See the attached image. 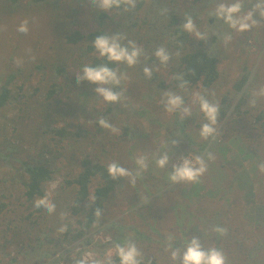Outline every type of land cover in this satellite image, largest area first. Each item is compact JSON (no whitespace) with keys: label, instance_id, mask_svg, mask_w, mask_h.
<instances>
[{"label":"trees","instance_id":"obj_1","mask_svg":"<svg viewBox=\"0 0 264 264\" xmlns=\"http://www.w3.org/2000/svg\"><path fill=\"white\" fill-rule=\"evenodd\" d=\"M214 1L136 0L134 9L129 8L127 11L124 8L113 9L109 14L92 5L90 0H0V20H12L17 29L29 14L41 16L45 14L47 24H45L42 38L48 43V48L39 46L40 39H38L34 43L35 48L33 49L37 52H57V58L54 59V62L45 60L46 58L43 57L46 56V53H44L43 57H36L38 60L24 64V59L33 57L25 54L21 49L20 51L16 49L19 47H15L9 58V63L12 59L18 68L11 71V67L7 72L0 71V119L4 115L6 116L5 110L11 104L10 101L17 103L18 110L16 115L8 119L9 125H0V264H75L77 259H81V255L87 247L99 246L106 250L109 245L123 243L131 239L132 236L128 234L129 231L133 234L138 233V237L142 236L146 241L156 242L151 233L144 232L134 224L125 225L121 218L109 216L108 208L110 205L116 204L113 196L122 188L123 191L127 190L125 184L128 178L113 180L107 172L108 165L100 162V158L96 156L85 154L79 164L80 171L78 174L75 171L66 173L63 168L61 169L56 164V160L60 163L64 157L75 160L79 149L76 146H84L89 142L104 147L102 149L114 157L112 161L126 169L130 168L133 174L138 172L132 171L133 166L136 167L132 162L130 166L127 164V161L130 160L129 154H132L126 148H129V145L136 141V138L131 136L133 132L136 134V128L134 129L130 121H122L123 119L117 118L120 116L118 114L120 104L133 97L132 89L129 92L127 86L130 83H138V81L151 83L159 80L155 68L160 64V61L154 53L157 48L164 47L170 54L169 62L175 61L176 58V64L173 67L174 77L170 86L179 91H187L192 87L201 85V90L206 91L204 97L215 92L214 87L222 77L219 62L222 57L225 58L224 55H227L225 36L231 35L232 37L234 29L216 17V8L213 6L217 7L221 0ZM143 10L146 14L140 17L139 13ZM183 13L198 20L205 14L209 28L208 41L202 39L196 42L194 38L189 37L187 31L182 28V25L186 23L184 19L186 15L181 17ZM87 19H92L96 27L84 34L81 29H78V26L86 27ZM12 28L9 26V31L4 32L6 44L1 50L4 53H7V42H13L11 35L14 34L15 36ZM142 30L146 32L144 37H140ZM100 32L121 33L125 37L122 43L127 44L131 40L138 47L145 40L140 62L129 67L125 63H109L106 58L99 57L91 42ZM222 36H224V55L221 54L219 57L218 44ZM261 50L263 51V49ZM76 55L78 56L75 57ZM69 60L72 61L71 64H74L73 76L68 71L67 63ZM100 64H107L110 68L126 74V79L115 89L122 93L121 99L117 104L104 103L101 110L94 108L91 112L82 113L80 111L84 107L82 97L95 94L93 89L96 86L88 82L78 85L75 80V73L86 65L97 66ZM145 66L152 69L153 78H145L143 74ZM258 69L256 65H253L252 68L245 66L242 74L233 84L234 90L227 92L221 98L218 104L219 113L215 123L212 124V127L220 129V135H222V141L218 144L208 140L198 142L194 138L195 128L210 123L205 116L204 121L198 124L196 112L187 118L180 116L166 118L163 115L165 118L164 126L161 124L162 121L159 122L162 128L159 133L163 135L166 133V145L171 148L172 146L173 148L182 146L181 149H176L179 152L173 154L170 151L169 155L173 154L174 158H178L179 155L190 157L191 152H196L204 157L207 167L212 173L216 174L215 171L217 172L218 179L224 177L225 163H237L240 166L239 158L229 161L226 143L223 141L225 137L224 126L233 122V119L237 117L235 116L236 113L242 114L239 110L241 105L247 107L248 113H251L253 106L250 102L252 99H257L254 91L259 78L258 73L256 74ZM185 81L187 84L181 87L180 85L184 84ZM134 87L137 92L133 93L136 95L138 90L140 92V86L134 85ZM167 88L168 86L165 85L164 81H160L156 85L152 82L148 95H153L152 92L155 90H157L156 95L160 94ZM95 97L99 99L98 96ZM207 99L209 100V97ZM209 102L212 103V101ZM101 117L116 129H120V133L111 135L110 129L102 128L98 123ZM80 118H84L85 121L81 122ZM60 119L65 123L64 126L58 125ZM248 119L249 124L241 123L240 127L236 125L232 128L240 129L243 136L251 139L254 136L252 131L258 130L254 124L257 125L260 122L261 129L264 130V111H261L256 117L251 115ZM151 121L156 122L157 120L152 116ZM90 124L95 128L94 131H92ZM219 137H214L213 141L217 142ZM67 140L72 144L70 154L64 148L62 153L57 155L50 149V146H61L62 141ZM108 145L109 147H107ZM164 151L165 149L162 150V152ZM124 152L126 153L123 154ZM162 152L160 153L163 154ZM251 152L253 151H248L247 155ZM121 154L123 155L121 156ZM220 155L222 158L224 157V164L219 163L222 162ZM172 168L171 162L164 168H154L152 163L149 172L150 174L154 173L150 179L151 189L162 187V191L166 195L164 189L167 182L172 190H176L180 183L171 181L168 183ZM256 170L257 166L253 168V172ZM159 171L164 174L162 179L155 176ZM147 173L140 172L135 182L137 184L131 183L130 186L131 192L137 196H140V190L147 191L146 197L143 196L142 199L138 200L135 207V211L140 214L141 211L154 212L153 209L147 208L148 203H141L149 194V188L144 184L147 180ZM58 177L62 178L61 184L55 195L50 197L56 205V211L49 215L45 209L35 208L34 202L45 196V184ZM254 177L256 174L252 179ZM246 178L248 182L252 183L249 175ZM214 179L217 180L216 177ZM95 183L97 185L94 187ZM160 184L162 185L160 186ZM206 188L207 186L199 184V181L194 182L192 189L195 192L192 198L199 203L198 195ZM60 199L66 200L67 205L65 207L63 204L57 205ZM154 200L158 199L154 198ZM168 201L170 205L165 204L160 207L168 205L171 211H176L177 200L169 198ZM212 204L214 212L211 214L212 219L203 218L209 225L210 232L213 231L214 224L212 222L214 221L218 223L217 226L219 227L226 225L219 222L221 211L214 202ZM150 206L156 207L155 204ZM64 209H69L73 215L82 218L78 220V227H72L68 224L67 230L61 233L59 231L62 227L60 221L56 222L54 226H47L43 222L48 217L56 219L62 216L61 210ZM96 209L101 210V216L95 215ZM202 210H205L204 207ZM202 210L200 209V213H205ZM207 213L208 211L205 215ZM225 217L226 215H224ZM250 217V220L254 219L253 214ZM200 218L202 217L200 216ZM256 219L264 222V213H260ZM155 221L157 222L158 219L156 218ZM110 228L116 232L114 239L106 243L94 241L95 233L101 230H110ZM153 233L160 239L163 238L157 231ZM196 235L198 237L202 235L198 228H196ZM229 236L228 230L226 235L216 233V240L221 242L222 239ZM64 242H67L69 246L64 247ZM235 243L242 246L244 242L235 239ZM235 243H225L224 248L231 250V245ZM184 245L183 241L177 240L174 247L183 249ZM203 246L206 245L203 244ZM263 249L264 245L261 242L254 244L251 250L246 247L243 248L242 251L247 261L244 263L255 264L259 262L257 258ZM142 257L146 260L141 261V264H161L154 256L150 257L149 251H146ZM112 259L115 264H119L117 257ZM234 259L239 258L234 257L231 261L228 258V264H234Z\"/></svg>","mask_w":264,"mask_h":264},{"label":"rangeland","instance_id":"obj_2","mask_svg":"<svg viewBox=\"0 0 264 264\" xmlns=\"http://www.w3.org/2000/svg\"><path fill=\"white\" fill-rule=\"evenodd\" d=\"M232 2H234V0H221L220 4H228ZM255 2L256 0H241V3L243 5L241 14H244L247 11L251 10V6ZM213 8L217 7L213 6ZM108 13L111 14L110 11ZM145 14L146 12L143 10L141 13H139V16L143 17ZM184 15L186 14H181V17H183ZM256 19L258 21L256 26L247 32L240 33L236 30H233V36L231 41H225L227 55H224V36L219 39V57H221V54L225 56V58L222 57L219 62V69L221 71L222 77L217 83V85L214 87L216 91L213 92L211 95L205 97L206 99L209 97V101H212L213 104H219L224 94H226L227 92H232L234 90L233 84L235 83L236 79L239 78V76L242 74L243 68L245 66L252 68L253 65H256V67L259 68L258 72H256V74L258 73L259 78L257 79V87H255V91H253L255 92L257 99L255 104L256 107L254 106L250 113L254 117L258 116L261 111H264V95L259 94L261 92V89H264V18L259 17V15L257 14ZM15 20L17 21L16 18ZM26 20H28L29 22V30L27 34L17 31V27L14 26V22L12 20H0L1 72H7L11 67V71L13 69L18 68L17 65H14L16 63L12 62V59H10L9 63V58L13 54L15 47H19L16 49H18L19 51L21 49L25 52V54L27 53L33 57L29 59L27 57L26 59H24V64H30L32 61L38 60L36 59V57H43L44 53H46V56L43 57L46 58L45 60H51L52 62H54V59L57 58L56 51L37 52L33 49L35 48L34 43H36L38 39H40L39 46H46L45 49L48 48V43H46L42 38V33L45 28V24H47L45 14L44 16H41L39 14H29ZM192 20L195 25V31L191 33L187 32L189 34V37L194 38L195 41L198 42L201 39L197 38L196 32H199L204 36L203 41H208L209 28L207 27L205 14L200 17V20H198L197 18ZM85 23L86 27L78 26V29H81L84 34H87L89 31L96 27L92 19H87ZM9 26L11 28L13 26L12 31L15 32V36L14 34L11 35L13 42H7V53H4L1 51L4 49L6 44V37L4 32L7 33L9 31ZM144 36H146V32L142 30L140 37ZM144 41L140 45L141 48H143L144 46ZM261 49H263V51ZM77 56L78 55H76L75 57ZM175 61H168L167 64L160 63L155 68V73L159 76V80L152 82L156 85L158 82L164 81L165 85L168 86V88L162 91L160 94L156 95L157 90H155L152 92L153 95H148V92L152 87V82L150 83L149 81H138V83H130L129 86H127V90L129 92L132 91L133 97L131 99H128L127 101L125 100V102H122L120 104V110L118 111V114L120 116L117 117L118 119H123L122 121H130L131 125L134 126V129L136 128V134H134V132L131 134V136L133 135V137L136 138V141L130 144L129 148L126 147L127 151L129 150L128 152H131L132 154H129L130 160L127 161V164H129L130 166L132 162V164L136 165V167L133 166L132 171H138L139 173L148 172L147 180L144 179L146 180L144 184H146V186L149 188V194L145 200L141 201V203H148L149 206L147 208L153 209L154 212L151 213L141 211L140 214L135 211L137 201L142 199L143 196L146 197L145 193L147 191L142 189L140 190V196H137L136 194L131 192V183L127 179V182L125 184L127 190L123 191L122 188L113 196V199L115 198L114 200H116V204L110 205V207L108 208L109 216L121 218L123 224H134L144 232L151 233L154 239H156V242H149L148 240L146 241L144 238H142V236L138 237L139 234L136 232L134 234L130 231L128 232V234L132 236L131 239L136 242L137 247L142 252V255H145L146 251H149L150 257L154 256V258H157V260H159L161 264H172L169 259L170 253L165 251L167 237L169 235L174 237L173 246L175 245V242L177 240H181L186 243L187 241H190L193 236H195L196 228L201 230L202 235H200L199 238L201 240V243L206 245L205 247H216L221 249L225 253L227 259L229 258L230 261L234 257L239 258L233 260L234 264H243L244 262L247 263L245 259L246 256L244 255L242 249L246 247L247 249L251 250L252 246L258 242H261L264 245V222L263 220L256 219L260 215V213H264V172H262L259 168V165L264 164V130L261 129L260 122L257 125L254 124V126L258 130H253L252 132L254 133V136H252L251 139H248L242 135L243 132L240 129L235 130L232 128L236 125L240 127L241 123L244 125L249 124L247 122L249 121V119L247 120V118H250L251 115L248 113L247 107L241 105V108L239 110L240 112H242V114L236 113L235 116L237 117L233 119V122L227 123L224 126L225 137L223 141L226 143L227 155H229L230 157L229 161H233L234 159L236 160V158H239L240 166H238L237 163H225L226 172L224 171V177L220 179H218L216 175L217 172L214 169L213 170L216 174L212 173V171L207 167L206 172L198 179L199 184H204L207 186V188L201 191V194L198 195L199 203L196 199L194 200L192 198L194 196L193 193L195 192V190L192 189V184L194 182H179L180 186L176 188V190H172L169 187V184H167L166 182L167 186L164 189L166 195H164L162 187H159L158 189H151L150 179L152 176H154V173H149L151 164L153 163L154 168H159L156 166L155 160L162 155L160 153L162 152V150L165 149V151L162 153L168 155L169 162H171L173 166L178 165L183 158L192 159L198 155L196 152H191L190 157H182L179 155L178 158H174V152H179L176 149H181L182 146H179L178 148H173V146L171 148L170 146H167V143L165 141L166 133L164 135L162 133H159L162 130L159 122L161 123L162 121L161 124L164 126L165 118H163V115L166 118L172 116H180L187 118L190 117V115H194L196 112V122L200 124L204 121L205 115L200 110L198 96H204L206 91H204L203 89L201 90V85H198V87H192L187 91H179L175 87L170 86L171 80L174 77L173 67L176 64ZM71 63L72 61L69 60L67 65L68 71L70 72L71 76H73L75 68L73 66L74 64ZM134 85L140 86L139 89L141 94L139 90L136 95L133 93L137 92ZM167 92H171L175 95L181 96L184 101L183 107H187L191 110L190 115H184L182 108L171 112L166 111L163 101L166 100L164 94ZM82 99V105L84 106L80 110L82 113H86L87 111L91 112L94 108L101 110L105 103L100 97L99 99H97L95 97V94L88 97H82ZM10 103L11 104L8 105L7 109L5 110L6 116L4 115L0 119V125H9L8 119H11L14 115H16V113H18L16 105L17 103H13L11 101ZM152 116L156 118V122L151 121ZM80 121L84 122L85 119L80 118ZM58 125L64 126L65 123L62 122V120L60 119ZM90 127L92 128V131L95 130V128L91 124ZM213 128L215 129L213 135L208 137L207 139L201 137V127L195 128L194 138H196L198 142L208 140L213 142L214 144H218L220 141H222V135H220L221 132L219 128H216L214 126ZM117 130L118 131L116 132H112L110 130L109 133H111V135H118L120 133V129ZM191 131L193 132V130ZM216 136L220 137L218 138L217 142H214L213 139ZM60 145L61 146H50V149L56 155L62 153L63 148L69 154L71 153L72 144H70L68 140L62 141ZM76 147H78L79 149L77 151V156L75 160L71 159L70 157L62 158L63 161L61 163L56 160V164L61 169L63 168L66 173L75 171V173L78 174L80 171L79 164L85 154L96 156L100 158V162L105 163L107 165L110 162H113L112 159L114 157H111V154H107V152L102 149L104 147L100 145L91 144L87 142V144H85L84 146L79 145ZM107 147H109V145ZM250 150H252L253 152L247 155L248 151ZM170 151L173 154L169 155ZM242 151H244L243 154H241ZM125 153L126 152H124L123 154ZM123 154H121V156ZM141 156H144L146 158V162L148 164L146 170H141L136 164V160ZM220 157L222 158V155H220ZM221 161L222 162L219 163L224 164V157L221 159ZM255 166H257V170L256 172H253V168ZM128 170L130 171V168H128ZM246 174L249 175L252 180V183L247 181L246 177H248V175ZM255 174L256 177L252 179ZM155 176H157V178L159 179H162L164 177V174L159 171V173L155 174ZM215 177L217 178V180L214 179ZM61 180L62 178L60 177L49 180L44 186L45 195L48 194L49 197H53L61 184ZM169 181L170 179L168 180V183ZM96 185L97 183H95L93 186L95 187ZM161 185L162 184H160V186ZM188 194H190V196H187ZM154 198H157L158 200L155 201ZM169 198L177 200L176 211H171L168 205L160 207L161 205L165 204L170 205L168 201ZM212 202H214V204L218 206V209L221 211V214L219 216V222H222L221 224H226L225 226H222L223 228H226L228 230L230 235L229 237H225L224 239H222L221 242L219 240H216V232H210L209 225H207L206 220L203 219L205 217L212 219L211 214L214 213L212 209ZM60 204H63V206L65 207L67 205V202L65 199H60L57 205ZM153 204H155L156 207L150 206ZM203 207L205 210H202ZM200 209L202 211H205V213L201 214ZM228 210L229 212H227ZM61 211L63 213L62 216L56 219L48 217L43 222H45L47 226H54L56 225V222L60 221L61 226L66 225L68 227V224H70L72 227H78V220L82 219L80 216L73 215L69 209H64ZM206 211H208L207 215H205ZM252 214L254 215V219L256 220H250V218H252L250 217ZM224 215H226L225 218ZM200 216L202 218H200ZM156 218L158 219L157 222L155 221ZM212 224H214V227H216L218 223L214 221L212 222ZM156 231L163 236L162 239H160L158 236L155 235V233H153ZM115 234L116 232H114V229L111 228L110 230H101L100 232L94 234L93 239L95 242L99 241L101 243H106L114 239ZM235 239H239L244 242L242 246L236 245ZM230 242L235 243L234 245H231V250L224 248V244ZM63 246L67 247L69 245L67 242H64ZM112 247L113 245H109L106 250H103L99 246H89L83 252L81 258L86 259L87 264H91L96 259L105 258L108 250ZM239 250L242 252H240ZM114 257L116 256L113 255L112 258ZM145 260L146 259L144 257L141 258L142 262ZM257 261L259 262L255 264H261L262 262V264H264V249L261 252V255L257 258Z\"/></svg>","mask_w":264,"mask_h":264},{"label":"clouds","instance_id":"obj_3","mask_svg":"<svg viewBox=\"0 0 264 264\" xmlns=\"http://www.w3.org/2000/svg\"><path fill=\"white\" fill-rule=\"evenodd\" d=\"M90 3L104 12L120 8H124V10L127 11L129 8L134 9L136 7V0H90ZM242 8L243 5L241 0H234V2L228 4L221 3L217 6L215 15L218 19L223 20L231 29L244 33L256 26L258 23L256 19L257 14L259 17L264 18V0H256L251 6V10L244 14H241ZM184 19L186 23L182 25L183 30L190 33L194 32L195 25L192 17L186 15ZM28 23V20L22 21L17 31L27 34L29 30ZM196 36L198 39H204V36L199 32H196ZM124 39L125 37L121 33L109 34L107 32H100L91 43L98 56L106 58L109 63H125L129 67L135 66L140 62L143 49L138 47L135 42L131 40H129L127 44L122 43ZM231 39V35L225 36L226 42L231 41ZM154 55L161 64H167L171 59L170 54L164 47L157 48ZM143 74L145 78L151 79L153 71L150 67L145 66L143 68ZM125 79L126 74L110 68L107 64H100L97 66L86 65L75 73V80L78 85L83 82L95 85L96 87L93 89L95 96L100 97L103 102L110 104L119 103L122 93L117 92L115 89L118 88ZM186 84L187 81L180 86L184 87ZM259 94L264 95V89H261ZM164 96L166 100H164L163 103L166 111L171 112L182 108L184 115H190L191 110L187 107H183L184 101L181 96L171 92L165 93ZM198 102L200 110L204 113L206 119L210 121V123L203 124L200 131L201 137L207 139L212 136L215 131L212 124L215 123L219 113V105L209 102L204 96H198ZM250 103L251 106L254 107L256 100L252 99ZM98 123L104 129H110L112 132L118 131L102 117L99 119ZM173 143H175V141H173ZM168 163L169 157L167 154H162L155 160V164L159 168H164ZM136 164L141 170H146L148 167L144 156L138 158ZM259 168L264 172V164L259 165ZM206 170L207 164L204 157L197 155L192 159L183 158L178 165L173 166L169 179L173 183L196 182ZM107 172L113 180L126 177L132 184H135L137 177L140 175L139 172L133 174L115 161L108 164ZM34 206L37 209H45L49 215L56 211V205L52 202L48 194L43 198L35 200ZM101 214L100 209L95 210V215L97 217L101 216ZM66 230V225L59 229L61 233ZM213 231L220 235L227 234V229L219 226L214 227ZM173 239L174 237L171 235L167 237L165 248V251L170 253L169 259L172 264H228L227 257L221 249L216 247L205 248L199 237L193 236L190 241L185 243L183 249L174 247ZM113 255L119 259V264H141L142 252L137 247L135 241L131 239L123 243H115L113 247L108 250L105 258L96 259L92 264H115L112 259ZM75 264H87V261L81 258L77 259Z\"/></svg>","mask_w":264,"mask_h":264}]
</instances>
